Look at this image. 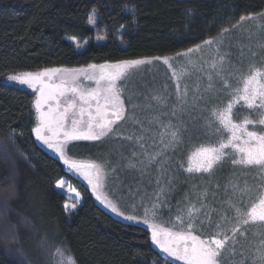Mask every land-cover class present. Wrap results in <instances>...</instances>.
I'll use <instances>...</instances> for the list:
<instances>
[{
	"label": "trees",
	"instance_id": "trees-1",
	"mask_svg": "<svg viewBox=\"0 0 264 264\" xmlns=\"http://www.w3.org/2000/svg\"><path fill=\"white\" fill-rule=\"evenodd\" d=\"M261 13L264 0H0V264H47L46 259L49 263L55 259L57 247L74 257L76 264H177L157 250L142 225L118 219L101 208L86 186L39 144L31 131L35 95L28 88L8 84L7 76L44 68L173 57L203 40L220 39L219 44L193 54L192 64L186 58L174 61L173 68L186 73L181 80V88L187 85L188 89L184 99L178 98L175 80L163 63L130 72L121 86L128 116L134 115L135 120L122 122L116 134L102 141L75 143L76 149L84 147L81 155L69 153L76 160L102 165L104 193L117 206L128 202L123 208L118 206L125 215L143 218L140 210L151 208L159 193L163 217L156 221L172 225L191 202L204 205L200 220L207 213L216 222L221 213L232 215L227 206L233 195L231 184L259 185V173L233 166L229 160L211 174H189L180 164L186 167L196 148L218 138L215 124L209 128L206 121L212 107L227 97L221 83L214 92L207 90V76L202 72L219 55H244L248 37L259 45L248 51L261 50L257 49L264 45ZM249 14L258 19L220 36L221 29ZM90 15L95 25L89 24ZM77 44L85 46L79 53ZM221 44L225 45L222 49ZM250 64L257 62L236 67L246 72ZM245 114L241 109L240 115ZM188 118L195 119L196 125L186 123ZM169 122L181 132L182 143L175 151L165 149L157 135L160 124ZM128 136L133 139H125ZM139 136L144 139L137 143ZM156 152L161 154L149 161L148 154ZM65 179L83 200L72 215L66 214V199L56 191L57 182ZM110 185L115 188L113 193ZM203 192L206 196L198 199ZM131 205L140 213L125 210ZM241 243L248 253L249 242Z\"/></svg>",
	"mask_w": 264,
	"mask_h": 264
},
{
	"label": "snow or ice",
	"instance_id": "snow-or-ice-1",
	"mask_svg": "<svg viewBox=\"0 0 264 264\" xmlns=\"http://www.w3.org/2000/svg\"><path fill=\"white\" fill-rule=\"evenodd\" d=\"M259 16H264V13ZM257 19L256 14L241 16L230 28L221 29L220 36L246 21ZM88 20L89 24L95 25L94 16L90 15ZM220 42L218 38H209L192 48L177 52L173 57L125 59L115 63L88 64L80 68H44L34 72H18L6 79L27 86L35 93L32 102L34 127L31 130L35 139L56 153L69 171L83 177L96 199L106 208L117 216L135 221L138 219L136 216L125 215L101 191L105 175L102 165L72 158L68 146L74 141H102L116 134L122 122L129 118L135 120L134 115L128 116L124 88L121 86L131 70L153 62L163 63L175 80L178 98L184 99L188 95V89L187 85L181 88V80L186 73L183 69L177 72L173 68L174 61L186 58L192 64L193 54ZM223 63L224 57L221 56L218 60H213L210 67L219 77L227 99L212 107L210 118L206 121L209 128L215 124L214 134L218 138L214 143L202 144L196 148L188 156L187 166L181 163L180 167L189 174H211L216 165L229 160L233 166L257 170L261 183L252 186L245 182L240 186L233 182V195L227 201L228 211L232 215L221 213L219 220L213 222L210 214L204 213L207 223L199 219L204 205L197 207L191 202L186 209L180 210L171 226L156 222L160 206V194H157V202L151 208H144L142 222L150 230L151 242L168 257L182 264H225L226 260L229 264H247L249 260L251 264H264V62L260 65L250 64L246 72L236 73L235 86L224 75ZM212 72L208 73L207 90L214 87ZM85 82L95 86H88ZM154 99L161 100L160 97ZM128 100L130 102L131 97ZM135 107L137 106L133 105ZM241 109L247 114L241 116ZM136 122L139 123L138 120ZM160 129L157 133L160 144L165 149L175 151L182 143L180 129L170 122L161 123ZM125 139L131 140L133 137ZM143 139V136L136 137L137 143ZM160 154H148L149 161L155 160ZM64 184L65 181H58L56 187L63 189ZM68 192L75 193L74 202L64 204L66 213L71 214L80 203V193L71 187ZM203 196H206V192L200 193L198 199ZM197 223L200 225L199 230ZM206 228L211 231L205 234ZM242 240L249 242L248 253L251 255L245 252ZM54 255L62 257L58 264H76L75 258L66 255L60 247L55 249ZM237 256L240 258L236 259Z\"/></svg>",
	"mask_w": 264,
	"mask_h": 264
},
{
	"label": "rangeland",
	"instance_id": "rangeland-1",
	"mask_svg": "<svg viewBox=\"0 0 264 264\" xmlns=\"http://www.w3.org/2000/svg\"><path fill=\"white\" fill-rule=\"evenodd\" d=\"M254 27V26H253ZM256 30H257V28H258V30L260 29V27L259 26H257V27H254ZM258 35V34H257ZM247 39V38H246ZM248 43L246 42V44H245V49H247V52L243 55V54H241V55H238V56H231V58H229V57H226V56H223L224 57V63H223V69H224V75L225 76H228L229 78H230V80H231V82L233 83V86H235V79H234V76H235V74L236 73H238V72H240V69L238 70L237 69V67H236V65L237 66H242L243 65V63L245 62V64H247V63H251V61L252 60H255L256 62H257V64L256 65H260L262 62H264V57H263V55H264V45H262V47L261 48H257V49H261V50H259V51H257L256 52V54L255 55H253V52H251L250 50L248 51V49H249V47H254V46H259L258 45V43H257V41H255L254 40V37H252V38H249L248 37ZM74 44H76V43H74ZM84 47L85 46H79V47H77L76 46V51L79 53V52H81L83 49H84ZM225 47V45L224 44H221L220 45V48L222 49V48H224ZM234 47V46H233ZM240 49H241V47H239V52H240ZM219 57H221V55H219V56H217V59L216 60H218L219 59ZM213 62V59H212V61H210V65H211V63ZM210 65H209V70L207 71V72H212V69H211V67H210ZM141 67V66H140ZM139 67V68H140ZM135 70V69H134ZM133 70H131V72H132ZM207 72H202L205 76H207L208 77V73ZM230 74H232L231 76H230ZM212 75H213V81H212V83H213V85H214V87H213V89H212V91L214 92L216 89H217V87H218V84L219 83H221V81H220V79H219V77H217L216 75H215V73L214 72H212ZM207 81H208V78H207ZM6 82L8 83V84H15V85H17V86H21V87H25V88H28L27 86H24V85H20L19 83H17V82H13V81H8L7 79H6ZM86 84H88V86H92V87H94L95 85L94 84H89V82H85ZM208 83H209V81H208ZM28 89H30V88H28ZM32 92H33V90L32 89H30ZM34 93V92H33ZM34 95H35V93H34ZM186 123H188V124H195L196 122H195V119H187L186 120ZM196 125V124H195ZM39 142V144L51 155V156H53V157H55V158H57L58 160H60V158H59V156L56 154V153H54L52 150H50V149H48L45 145H43L40 141H38ZM80 142H83V141H74V142H72L71 144H69V146H68V152L70 153H74L75 155H77V156H79V155H81V153H83V151L81 150L82 148H84V147H78L77 149H76V147H77V144H75V143H80ZM61 161V160H60ZM78 161H82V160H78ZM62 162V161H61ZM187 162H188V160H187ZM63 163V162H62ZM219 165V164H218ZM218 165H216V166H218ZM65 166V165H64ZM215 166V167H216ZM65 168H66V170L68 171V173H70L73 177H75L77 180H79L82 184H84L85 186H86V188L90 191V193H91V195L94 197V199L96 200V202L99 204V206L101 207V208H103L106 212H108L109 214H111V215H113L114 217H116V218H118V219H121V220H123L124 219V217L123 216H117L115 213H113V212H111L110 211V209H108V208H106L105 206H104V204H102L99 200H97L96 199V196H95V194H93V191H92V189H91V187L88 185V183H87V181L86 180H84L83 179V177H81L78 173H76V172H74V171H69V169L67 168V166H65ZM195 174H206V173H195ZM75 175V176H74ZM63 181H65V184H64V188L63 189H59V188H57L56 187V191L60 194V195H62L63 197H65V199H66V202L67 203H72V202H74V200H73V197H74V195H75V193H69L68 192V190H69V187H71L72 189H75L73 186H72V183H70L68 180H63ZM103 188L101 189V191L103 192V194L105 195V193H104V187H105V178L103 179ZM76 190V189H75ZM114 190H115V188L114 189H112V186L110 185V191L113 193L114 192ZM109 191V190H108ZM76 192H78L77 190H76ZM107 194V193H106ZM108 195H109V193H108ZM115 195V194H114ZM110 199V198H109ZM111 200V199H110ZM113 202V201H112ZM124 203V202H123ZM128 202H126V203H124L125 205H123L122 203H118L119 205V207L120 208H123L124 206H126V204H127ZM82 204H83V200H82V197H81V195H80V203L78 204V206H77V208H76V210L74 211V212H72L71 214H69V213H66V214H68V215H72L73 213H75L79 208H81V206H82ZM148 208H150V207H148ZM141 209V208H140ZM144 209V208H143ZM140 210V212L139 211H137V209H136V207L134 206V205H131V206H127L126 208H125V210L126 211H129V212H132V213H140V215L139 216H144V210ZM165 209V208H164ZM65 210V209H64ZM66 212V211H65ZM161 213V208L159 207L158 209H157V216L156 217H163V215H161L160 214ZM151 218V217H150ZM142 219L143 218H138L137 220H135V221H133L134 223H138V224H140V225H142L145 229H147L149 232H150V230L148 229V227H147V225L146 224H144L143 222H142ZM157 219V218H156ZM124 220H126V219H124ZM132 221V220H131ZM128 222V221H127ZM156 222H158V223H161V224H164L165 226H171L170 224H168L167 222H163V221H156ZM155 245V244H154ZM156 246V245H155ZM157 247V246H156ZM64 250V249H63ZM157 250H159L162 254H163V256L167 259V260H170V261H172V262H175V263H177V264H182V262H180V261H175L173 258H171V257H168L167 256V254H165V253H163L158 247H157ZM41 251V250H40ZM42 252H45V253H47L45 250H44V248H42ZM64 252H65V254L66 255H69L65 250H64ZM46 256H47V254H46ZM62 259V257H59V256H55V259L53 260V261H51L50 263H49V261L46 259V262H47V264L49 263V264H58V261H60Z\"/></svg>",
	"mask_w": 264,
	"mask_h": 264
},
{
	"label": "flooded vegetation",
	"instance_id": "flooded-vegetation-1",
	"mask_svg": "<svg viewBox=\"0 0 264 264\" xmlns=\"http://www.w3.org/2000/svg\"><path fill=\"white\" fill-rule=\"evenodd\" d=\"M72 176V175H71ZM75 176V175H74ZM73 177V176H72ZM75 178V177H74Z\"/></svg>",
	"mask_w": 264,
	"mask_h": 264
}]
</instances>
